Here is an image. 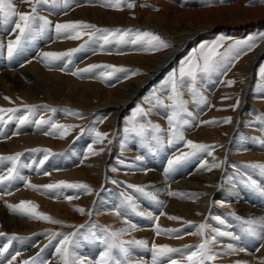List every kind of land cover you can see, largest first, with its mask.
<instances>
[{
    "label": "rangeland",
    "instance_id": "rangeland-1",
    "mask_svg": "<svg viewBox=\"0 0 264 264\" xmlns=\"http://www.w3.org/2000/svg\"><path fill=\"white\" fill-rule=\"evenodd\" d=\"M11 2L18 12L30 11V5L24 2V0H11ZM132 2L135 4L133 8H129L126 4H123L117 9L115 7L104 6L102 0H48L46 4H40L37 7V14L40 17H46L52 22L49 29L43 34L34 33L32 37L24 41L22 46L17 49L11 57L8 55L7 45L10 40L14 41L19 34L18 29H15L14 22L18 20V17L9 16L5 18L3 14H0V29L4 30L3 33L9 31L8 33L12 35L11 39L0 40L1 73L4 71H17L22 67L25 68V66L37 60V56L44 52H72L70 56L65 55L61 58L62 60L64 59L63 63L66 64V66L64 64H54L55 62L58 63L60 59L52 62L51 65L48 66L45 65L44 60L39 61L41 69L45 71L41 74V77H39V84L43 86V89L36 91L33 86H29L25 90L19 89L18 95L21 97L19 98V102L0 105V108L3 109H12L16 108V106V109H19L15 114H0L4 117L3 122H0V141H3V137L12 134L18 137L22 135H39L44 136L46 138L44 140H49V142L43 141L39 143L40 145H32L34 146V151H32V149L8 152L6 154L7 157L15 156L18 153L20 156L15 162L7 160V163H9L8 168L4 171L0 170V176H7L9 174L8 170L12 168V164L15 163L16 169L18 170H16V172L19 177L23 178V176L28 173L25 171L22 176L20 172L25 169L31 170L34 164L33 159L35 158L33 157L29 165V162H26V159L23 157L29 152L37 151L39 154L46 153L47 161L52 158L54 161L63 163L61 166L62 168L59 169L50 170V168H48L45 170L44 168V174L41 178V182L43 183H41V185L65 181L66 178L62 174L58 175L56 178L53 174L62 173V171L67 170L70 171L71 169L75 170L76 168L79 173L82 172L83 177L75 178V180L72 179V181L67 180L65 182L84 183L91 189L90 192H85L82 189L62 188L58 189V193L57 191L49 193L56 197L54 199L53 197L49 198L50 201L54 200L53 203L51 202L54 204L51 208H56L58 210V203L64 206V199L70 204L69 206L65 205L66 207L59 206L61 209V213L59 214L61 216H58V214L55 216L56 214L53 213L50 214V212H47L48 208H46V206L39 202H34L36 205H39L37 211L43 212L44 210L43 213L62 222L49 223L46 221H38L40 228L39 232L46 228V230L48 229V231H50V235H43L42 232L40 236H29L28 238H24L25 244H23V241H17L14 247L15 239L12 238L17 237L19 239L26 236L24 232H26L27 226L17 225V231L16 229L12 231L15 235L11 236L9 235L11 233L8 231L9 229L4 227L3 224H0V232L5 233L2 237L5 239L10 237V239L13 240V243L8 245L7 251L3 250L4 253L11 252L13 256H18L16 254L19 253V256L22 255L19 257L22 264L28 260L27 264L35 262L37 264H64V262L60 263L52 257V250L58 248V245H60L59 241L63 239L62 235H58L56 236L58 239H54L53 234L60 233L68 235L77 233V235H79L83 230L88 232L91 229L90 222L92 221H88L89 218H92L99 224L106 225L107 223V228L110 232L116 231L117 227L126 226L127 223H129V218L127 217V215L129 216L128 213L124 216H118V219L117 215H115L116 209L106 210L105 212L93 210V206L96 205L95 198L100 192V195L109 196L108 199L104 198L108 202L117 197L119 201L124 200L125 203H127L126 198L129 196L132 197V203L134 205L138 204L135 206L138 212H134L138 213V215L132 214L141 219L147 220L143 215V211L146 210V208L142 206L143 203L147 207L149 215L159 217L160 215L158 212L154 213V211L163 210V207L157 203L158 198H152L153 192L148 185H142L137 180L134 181L135 178L132 174L135 171V164L138 160L142 161L146 159L152 152L153 156L158 154L160 158L163 156L165 157L167 153L170 154L171 151L181 150L184 153L191 152L193 150L186 143L188 140L197 144L211 146V155L203 151L196 152L194 155L188 156L187 158L189 160L195 158V160L182 162V167L177 168L173 173H166L160 170L156 171L154 169L145 172L157 173L160 171V174L164 173L162 175V181L165 180L170 185L178 182L180 175H182V178H186L189 174H193L192 170H196L197 166H199L200 170L202 165L205 164L206 166L202 168L209 169V172L214 175L219 174L220 181H218V184H205L206 194L211 195H209V212L207 213V210H203L202 206L193 203L192 206L194 208L190 206L196 212L191 218L193 224L180 226L183 229H190L189 232L184 231V236L191 238L189 234L194 231V227L190 226L206 224L208 225L206 235L207 238L211 240L213 236H216V232L213 231L214 229H219L222 232V227L226 226L230 228L232 232V225L235 222H237L240 227V232L236 236L240 237L248 234L244 230L246 225L242 224V220L246 219L236 214L239 209L237 201H226L224 198L225 191L229 190L233 184L237 187L243 201H248V199L242 196V190L249 195H257L256 193L259 192L261 200L264 201V193L259 191L257 187H253L250 183L254 180L259 188H264V172L259 168L249 166L264 164V75H262V69H264V52L261 51V56L259 54V58L257 57L255 61H253L250 68L248 64V61L256 53L264 39H258L256 41V47L251 51L244 49L239 52L238 58H230L226 71L222 69L220 72L212 73L208 76L202 75L198 79L196 87L201 96L206 98V102L202 100L200 96H194L188 86L180 88L182 99L187 102L186 107L188 112H191L195 117V119H192V117L185 116L190 123L184 125L181 129L184 136L183 140H175L171 144L168 142L172 137L166 119V116L171 114L172 111L170 107H166L172 104V101L168 99L171 95L170 85L167 83L169 76L173 72H176L177 76H179V68L184 61L188 60L193 55L199 57V49L202 44H210L223 36L225 39L222 46L217 50L223 53L228 48V45L234 41L245 40L250 36H259V34L264 33V3H255L253 0H225L224 3L213 0L210 4H206L205 0H132ZM155 9H159V11ZM69 22H84L95 25L96 28L99 29L151 31L160 36L161 34L158 29H162L168 34H171V39L175 45L169 42L172 45L171 47L159 51H144L140 49L134 52L130 50L116 53H98L95 50L97 42H93L98 39L97 37L90 39L91 43L83 42L84 39L88 37V35L84 33L94 30H81L80 39H68L63 34L59 36L56 34L55 24ZM37 24H42V21H38ZM184 30L202 31L196 32V34L193 35L194 37L187 39L178 53H176L177 56L174 58L175 61L172 60L173 62L171 61L166 65L164 67L165 69L162 68L161 71L159 70L155 76L148 79L146 82L144 79L147 78L146 76L149 74L150 69L163 58L162 56L175 47L178 50L181 46L178 45V43L184 39L182 38L184 36L182 35ZM98 35L99 34H97V36ZM110 38L117 40L115 37ZM50 46L53 48H50ZM86 46H88V52L83 51V47ZM57 47L58 49H56ZM76 49H78V51H72ZM90 50H92L91 53H89ZM232 55L235 56L236 53ZM200 62L202 63V61ZM90 65H98L100 67L93 69L91 72L72 75V73L76 72L78 69H84ZM105 65L138 70L140 74L131 75L130 72L128 74L116 73L111 78L105 79L101 74L111 71V69L103 67ZM248 70H250V72ZM51 72H57L59 75L53 77L51 76ZM248 73L251 76L250 78ZM248 79L249 81L245 85ZM228 80L235 81V83L231 87H228L224 83ZM141 82L143 83L141 84ZM139 84H141V88L138 93L131 97L129 103L117 116H114L117 108H114L115 106L113 105L119 103V100L121 101L131 92L128 88L136 87ZM21 92L22 94H20ZM22 97L26 98L23 99ZM158 100L161 103H157ZM237 100H239V105L233 108L232 106L236 104ZM25 105L37 106V110L34 115L29 116V120L32 122L21 125L18 118L21 115H28V111L24 107ZM52 109H56V111L53 112L51 111ZM9 117H11V119ZM41 117H43L45 121H48V123L37 128L34 121L39 120ZM226 118H231V122L224 123ZM202 121H215L216 123H201ZM51 124L71 125L72 127L61 137V132L63 130L52 129ZM152 125H159L161 131H154L151 127ZM141 127L145 129L143 135L138 134ZM46 132H50V134H45ZM95 132L107 134V138L104 139L103 143L95 142ZM155 137H159L161 142L157 143ZM4 140L8 141L7 138ZM51 141L54 146L50 143ZM109 141H111V143H109ZM134 145L139 146L143 152L138 151L134 153L132 151ZM172 146H175L176 150L169 149ZM90 147L94 149L96 154L89 153ZM164 148L169 149L167 153L163 150ZM39 154L35 156L37 157ZM83 154L86 156L85 160L83 159ZM132 157H134L135 160H133ZM136 157H139L141 160ZM3 161L4 160H0L1 163ZM101 162L105 164V171L103 169V174L105 175L104 179L99 181V177L97 178L96 174L97 171L100 172L97 170V166ZM44 163L47 167V162ZM37 165L38 163L36 162L35 171L38 167L39 170H41V166ZM212 165L217 166L212 167ZM45 173L49 174L45 175ZM30 175L31 176L28 175L29 178L35 177L34 173H30ZM16 180L19 184L21 183L19 185L20 189L25 183H22L23 180L20 178H16ZM49 181H51V183ZM129 185L143 187L144 193L137 192L135 187H129ZM19 189L17 187V190ZM219 189L220 191L217 192ZM220 192L222 194L219 195ZM1 193L2 191H0V196ZM62 193H65L66 196H62ZM148 193H151L152 196L147 195ZM67 197L76 198L69 200ZM137 197H141L143 203L136 202L138 199ZM1 198L3 197L1 196ZM8 202H11V200ZM19 203L20 202L17 204ZM10 204H16V202ZM255 204L256 203L251 202L248 205L249 207L257 209ZM78 205L80 207H78ZM73 207L75 209H83L85 212L81 213ZM62 211L68 213L65 215ZM211 211L213 213H211ZM86 212L92 214L88 215ZM19 216L20 218H26L25 216ZM94 216H96V218H94ZM85 217L88 218L85 219ZM113 217H116L115 220ZM215 217H219L224 223H219ZM118 221L121 223H118ZM86 222L87 224L85 225ZM151 222L156 223L154 220ZM151 222L143 225V228L142 226L137 227L140 230L145 228L149 229L152 226ZM115 223L117 225H115ZM153 226H155V224H153ZM77 235L73 237L76 244L80 242ZM169 235L176 237L173 233H169ZM163 236L165 237V234H163ZM2 237L0 236V238ZM133 237L125 240L123 235H121L119 239L124 241L136 239ZM90 240L93 245H96L98 241V239H93L92 234H90ZM193 241L195 243H193ZM196 241H198V239H190L183 246L197 245ZM235 241L237 246L240 249H245L244 252L248 254L251 253V250H255V248L263 243L254 236H252V246L249 247L241 246L239 240L235 239ZM200 242L198 241V244ZM231 242L232 241H227L225 246L231 244L237 249L236 244ZM153 243H155V240L151 239L149 244L152 246ZM5 244L6 243L1 245L2 249H5ZM79 244H81V248L83 249V243L80 242ZM19 245L21 246L20 249H24L23 251L18 249ZM150 245H148L149 247L147 248H132L131 254L134 252L133 255H135L132 257L135 259L137 257V260L132 261L133 258L129 256L130 258L127 257L129 259L128 263L136 264L140 260L143 262L145 259L143 255L154 257ZM33 248H36L38 251H36L35 254L33 252V255H31L29 251ZM139 248L141 251H139ZM184 248L185 247H181L177 249L183 250ZM46 249L47 251L45 253ZM137 253H140V255ZM114 254L121 256V258L123 256L119 252H115ZM231 254L234 255L233 252ZM170 256L171 254H169V258L167 256L159 257L157 263L163 264L164 261L170 262ZM29 257L31 258L29 259ZM223 257L227 258L225 255H223ZM160 259L162 260L160 261ZM210 261H213V264H218L215 260ZM211 262L206 261V264H212ZM244 263L248 264L247 262Z\"/></svg>",
    "mask_w": 264,
    "mask_h": 264
},
{
    "label": "bare ground",
    "instance_id": "bare-ground-1",
    "mask_svg": "<svg viewBox=\"0 0 264 264\" xmlns=\"http://www.w3.org/2000/svg\"><path fill=\"white\" fill-rule=\"evenodd\" d=\"M15 29H14V31H15ZM0 30H2V29H0ZM3 31L4 30L0 31V40L1 39H4V40L11 39L12 35L8 33L9 31L8 32L5 31V33H3ZM158 31L160 32L162 38H164L167 42L172 43V45H175L173 43L172 39H171V34H168L167 32H165L162 29H158ZM200 31H202V30H192V31L184 30L182 32V35H184L182 38H184V39L178 43V45H181L178 48V50L175 47V48L171 49L169 52H166L164 54V56H162L163 58L160 59V61L157 62V64L154 65L153 68L150 69L149 74L146 76L147 78L144 79V80H146V82H147V80L148 79H151L153 76H155V74H157V72L159 70L161 71L162 68L165 69L164 67L166 65H168L172 60L175 61L174 58H175V56H177L176 53H178L179 49H181V47L184 45V42L187 39H190V38L194 37L193 35H195L196 32H200ZM50 48H53V47L50 46ZM42 49H45V48H42ZM56 49H58V47ZM263 50H264V40H263V43L260 44V46L257 49L256 53L248 61L249 68H250V65L253 63V61H255V59L259 56V54L262 53V52H264ZM260 56H261V54H260ZM37 57H38L37 60L31 62L30 64H28L27 66H25V68H23V67L22 68H19L17 71H4L3 73L0 72L1 73L0 74V105H5L7 103H17V102H19V98H21L18 95V90L19 89H24L25 90L29 86H33L34 90H36V91H40V89H43V86L39 84V82H40V78L39 77H41V74H43V72H45V71H43L41 69V65H40V62H39V61H42L43 58H42L41 55H38ZM63 62H64V59L63 60L60 59L58 61V63L55 62L54 64L55 65L64 64ZM64 65L66 66V64H64ZM6 68H7V66H6ZM12 69H14V68H12ZM248 71L250 72V70H248ZM58 75L59 74L57 72H51V76H53V77H57ZM250 77L251 76L249 74V78ZM248 81H249V79L247 80V82L245 83V85L248 83ZM142 83L143 82H141V84ZM141 84L137 85L136 87H132V88L130 87V88H128V90H130L131 92H129V94L124 99H122L121 101L119 100V103L113 105V106H115L114 108H117L116 113H115L114 116H117L121 112V110L129 103V100H131V97L134 94L138 93V91L141 88ZM245 85H244V87H245ZM20 94H22V92ZM5 97H8L10 99H5ZM22 98L25 99L26 97H22ZM33 103H35V102H33ZM16 108H17V106H16ZM5 138H7L8 141L7 140H4ZM10 138H13V139L9 140ZM44 139H46L44 136H39V135H22L21 137H18L16 135H13L12 134V135L3 137L2 138L3 141H0V157L1 156L7 157L6 154L8 152H10V151L11 152H15L17 150H32L33 147H34L32 145L39 144V143H41L43 141L44 142L47 141V140H44ZM47 142H49V140ZM50 143L52 144V141ZM52 145H51V147H52ZM48 146H49V144H48ZM46 147H47V145H46ZM62 147H63V145H62ZM169 149L176 150V147L175 146H172ZM169 149L164 148L163 150L165 151V153H167ZM32 151H34V149ZM132 151L134 153H137L138 151H142V150L140 149L139 146L134 145ZM76 153H78V152H76ZM183 153L184 152L181 151V150L180 151H171L170 154L167 153L165 157L163 156L162 158H160L158 156V154H156V155L153 156V152H152L150 156H148V157H146V159H144L145 161L144 160H142V161H139L138 160V162H136L135 168H134L135 171L132 174V176H134V178H135L134 181L137 180L142 185H148L151 188V191L153 192L152 193L153 196H155V198H158L157 203L160 204L163 207V210L154 211V213L155 212H158L159 215H160V213H165V215H160L159 216V219H158V221H156V223H159L160 227L161 228H164V229H178V230H180L179 233H173V234H174V236L179 235L181 238L178 239L176 237H173V236L169 235V233H165V237L163 236V234H161L159 236L156 235L155 230H154L155 226H153V224H155V223L154 222H151L152 220L148 219V216H149L148 212L149 211L147 212V207L143 203V199L141 197L140 198L137 197L138 199L136 200V202H139V203L142 202L143 203L142 206H144V208H146V210L143 211V215H144V218H146L147 220L141 219V218L133 215L132 213L138 212V211L136 209H135V211H133L132 210V207L129 206L127 203H125L124 200L119 201L117 199V197H116L114 200H109V202H108L104 198H107L108 199L109 196L103 195V194L100 195L101 192L98 193V195L95 198V204L96 205L93 206V210H99V211H102V212L104 211L105 212L106 210H110V209L122 208L123 211L125 212V214L126 213L129 214V216L127 215V217L129 218V223H131V224H135L137 226H142V228H143V225H146L149 222H151L152 226L149 229H146L144 227L145 229H141L140 230L137 227V229L135 231H133V230L130 229L129 223H127L126 226L124 225V227H117L116 228V231H120L121 229H128L127 232H125V233L122 234L123 235V238L125 240H128V239H130V238H132L134 236L133 238H136L134 240H144V241H147L148 245H150L149 244L150 243V240L151 239H154L155 240V244H157V245L166 244V245H168L169 247H172V248L185 247L183 245H185L186 242L188 240H190V239L191 240L192 239H194V240L198 239L199 242L202 241V240H204V239L210 240L209 238H207V235H205V236L202 237L200 235L189 234L191 238H187V236H184V231L185 232H189L190 229L189 228L183 229L180 226H183V225H192L193 224V223H191V224H188L187 223V222H192L193 221V220H191V218L196 213L193 210V208H194L192 206L193 203L202 206L203 210L204 209L207 210V213L209 212L208 208H209V205H210L209 203H210V196L211 195L210 194H206V192H205V187H206L205 184H207V183H214V184L216 183V184H218V181H220V179H219L220 177L218 176L219 174L214 175L213 173L209 172V169H204L202 167L199 170V166H197L196 167V170H192V173L193 174H189L186 178H182V175H180L179 176V178H180L179 181L176 182V183H174V184H171L170 185L165 180L162 181L163 180L162 175L164 173H161V174L159 173L160 171H165L168 168V161L169 160H174L176 157L181 156ZM36 154H39V152H37V151H35V152H29V153H27L23 157L24 159H26V162H29V165L31 164V160L33 159V157H35V158L33 159L34 160V164H33V167H32L31 170L30 169H28V170L25 169V170H22L20 172L22 176H23V174H24L25 171H26V173H28V174H26V175L23 176V179H22L23 182L22 183H25V181H28V182H31V184H34V185H41V183H43V182H41V178L43 177V174H44V168H45V170H47L48 168H50V170L51 169H59V168H62L61 167L62 164H63L62 162L54 161L52 158H50L49 161H47L46 160V153H41V154L37 155V157L35 156ZM83 156H84L83 159L85 160V158H86L85 154H83ZM130 156H132V155H130ZM132 158H133V160H135L134 157H132ZM187 158L188 157L180 160L178 163H176L173 166V168L171 169V171H169L167 173H173L174 171L177 170V168H181L182 167V164H181L182 162L195 160V158H192L191 160H189ZM257 158H260V157H257ZM251 159H252V156H251ZM36 162L38 163L39 166H41L40 167L41 170H39V167H38V169L35 171V167H36L35 166V163ZM44 162H47V167L45 166V163ZM8 164L9 163H7V160H4L0 164V170H3L4 171L6 168H8ZM196 165H198V164H196ZM33 169H34V171H33ZM103 169L105 171V164L103 162H101L97 166V170H99L100 172H98L97 170H94V171H97L96 176H97V178L99 177V181H102L104 179V175L105 174H103V172H104ZM153 169L156 170V171H158V170H160V171L157 172V173L156 172H152V173H148L147 172V173H145L147 170L151 171ZM193 171H195V172H193ZM48 172H50V171H48ZM30 173H34V176L36 178L35 177H30L29 178V176H31ZM56 173H58V172H56ZM61 174L63 176H65V178H66L65 181H67V180H71L72 181V179L75 180V178H78V177L81 178V177H83L82 172L79 173L76 170V168H75V170L71 169L70 171L67 170V171H62V173L53 174V176L56 178L58 175H61ZM43 180H44V178H43ZM49 182L51 183V181H49ZM20 184L18 183V181L16 179H13L12 181L5 182L4 184H0V191H2L1 196L3 197V198H1V196H0V224H3L4 227H6L7 229H9L8 231L11 232L9 235H11V236L15 235V234L12 233V231H14L13 229H16V231H17V225H19V226L26 225L27 226L26 232H24V234L26 233L25 234L26 236H23L22 238H19V239L17 237L12 238V239H15L14 247H15L17 241H23V244H25V239L24 238H28L29 236H31V237L40 236V233H42V232H43V235H50V231H48V229L46 230V228H45V230L42 228L44 231L42 230L41 232H39V229L40 228H39L38 221L41 222L43 220L30 219L28 217H26V218H22L21 217L22 218L21 219L18 214H14L13 212L10 211V209L7 207V204L14 203V202H16V204H17L18 202L29 200V201H33V202H39L40 204L46 206V208H48L47 209V212H50V214L51 213L56 214L55 216H57V214H58V216H59L60 215L59 213H61L60 212L61 209L59 208V206H61V204L59 205V203H58V205H57L58 210L56 208H51V206L54 205V204H52L54 200L50 201L49 198H52L53 197V199H54V198H56L55 196H53V195H51L49 193H45V192H43V190H40V191L33 190L32 188L27 187L26 186V183L24 185H22L21 188L19 189V185ZM17 187H18L19 190H17ZM216 188H217V185H216ZM222 190H224V189H222ZM56 191L58 193V190H56ZM213 191H212V193H213ZM219 191H220V189L217 192H219ZM7 192H11V195L5 194ZM169 192L176 193L177 195H168ZM241 192L243 193L242 196L245 197V198H247L248 201H243V199L241 198V195H240L237 187L234 184L232 185V187L229 190H226L225 191L224 198H225L226 201L227 200L228 201H230V200L237 201V205H238L239 209H238V212L236 214L244 217L245 219H254V220L258 221V222H261V223H258L257 225H255V227L259 231V229L261 227V224L264 223V211H263L264 201L261 200V197H260V193L259 192L256 193L257 195H253V194H250L249 195V194H247L243 190ZM220 194H222V193L220 192L219 195ZM81 195H83V194H81ZM62 196H66L65 193H62ZM103 199H104V201H103ZM9 200H11V202H8ZM91 201H92V199H91ZM111 201H113V202H111ZM67 202L68 201H66L64 199L65 205L69 206L70 204H68ZM251 202L256 203L255 205H256L257 209H254L252 207H249L248 204L251 203ZM39 203H37V204H39ZM64 203H62V204H64ZM79 205H78V207H80ZM137 205L138 204H135V206H137ZM190 206H192L193 208L190 207ZM234 206H236V205H234ZM43 212H44V210H43ZM67 213H64V214L66 215ZM211 213H213V212L211 211ZM86 214L90 215L92 213L89 214V212H86ZM134 214L138 215V213H134ZM72 216H74V215H72ZM72 216H71V218H72ZM204 216H205V214H204ZM169 217H180L181 219L174 220V219H169ZM206 217H207V215H206ZM228 217H230V216H228ZM87 218L85 217V219H87ZM94 218H96V216H94ZM115 218H114V220H115ZM117 218H118V216H117ZM23 219H25V220H23ZM90 220H92L90 222V225H91L90 231L87 232V231H84V230L82 231L81 230L82 231L81 234L77 235V238L80 239V242L83 243V249L81 248V244H79L80 242H77L78 244H76V246L74 248V252H75L76 256H78V257H80L82 259H85L86 261H92L93 264H94V262L99 259V254L104 250V247L105 246L99 240L97 241L96 245L91 244L92 243L91 242L92 239L90 240V234L96 233L97 236H101L102 233H101L100 230L101 229H104V228L108 229L107 228L108 226H107V223H106V225L105 224H99V223H97V221L93 220L92 218H89L88 219V221H90ZM119 221H118V223H121ZM87 222L85 223V225L87 224ZM109 222H112V221H109ZM109 222H108V225H109ZM115 225H117V224L115 223ZM190 227H194V231L192 233L197 232L198 226H190ZM78 232H80V231H78ZM222 232L230 233L231 235H225L224 237L217 236L216 237V241L209 244V248L211 249L212 254H214L216 256V258L214 260L218 264H238V262H239V264H245L244 262H247L248 264H250V263L251 264H260L261 259H264V247H260L259 246V247L255 248V250L253 249V251L251 250V253L250 254H248V253H246L244 251L237 250L235 253L233 252L234 255H232L231 254L232 252L228 250L227 246H225V244L227 243V241H232L233 243L236 244L235 239H233L232 237L233 236H236L240 232V227H239V225H238L237 222H235L232 225V232H231L230 228H227L226 226H223L222 227ZM215 235H216V233H215ZM53 237H54V239H56V238L58 239V237H56V236H53ZM49 238H50V236H49ZM12 239H10V237L8 239H5L4 237L0 238V253H2V255H0V264H7V262L9 260H11V258H12L11 256H13V255H11V252L4 253V251H3L4 248L3 249L1 248V245H3L4 243H6L5 244V248L7 249L8 248V245H11L13 243L12 242L13 241ZM238 240H239L241 246H244V247L252 246V235H250V234H245L243 236H240V239H238ZM198 241H196L197 242L196 243L197 245H198ZM193 243H195V242L193 241ZM59 246L60 245H58V247ZM189 246H196V245H189ZM211 246H213V247H211ZM236 246H237V244H236ZM20 248H21V246L19 245L18 246V249L20 251L21 250L22 251L24 250V249H20ZM92 248H93V251H92ZM12 249H15V248H12ZM237 249H240V248L237 246ZM257 249H259V250H257ZM137 250H135V251H137ZM36 251H38V250L36 248H33L32 250L29 251V254L33 255V252L35 254ZM46 251H47V249L45 250V253H46ZM139 251H141V249ZM133 253L130 255L131 258H133L132 256H135V255H133ZM137 254L140 255V253H137ZM185 255H186V253H184V252L171 253L170 260L177 261V264H188V261L183 257ZM223 255L227 256V258L226 257L224 258ZM21 256H19V255L16 256V259L12 261V264H22L21 263L22 261L19 258ZM143 256L145 257L146 262H145V259H144L143 262L140 260L141 262L139 261L137 263H139V264H143V263L144 264H153V256H150V255H143ZM31 257H33V256H31ZM31 257H29V259ZM52 257L56 261H58L60 263L63 262L60 254L57 253V248L54 249V250H52ZM116 257L120 261V264H129L128 263V261H129L128 258H125L124 256H122V258H121V256H119L117 254H116ZM167 257L169 258V255ZM134 260H137V257H136V259L135 258L132 259V261H134ZM161 260L162 259H160V261ZM28 261H27V263H28ZM209 262H211V261H209ZM32 264H37V263L35 262V263H32ZM157 264H159V263H157ZM163 264H169V262L164 261Z\"/></svg>",
    "mask_w": 264,
    "mask_h": 264
},
{
    "label": "snow or ice",
    "instance_id": "snow-or-ice-1",
    "mask_svg": "<svg viewBox=\"0 0 264 264\" xmlns=\"http://www.w3.org/2000/svg\"><path fill=\"white\" fill-rule=\"evenodd\" d=\"M24 2L28 3L30 5V11L29 12H18L15 7L13 6L11 0H0V14H3L5 18L9 16H15L18 17L17 21L15 22V28L18 29L19 34L16 36L15 40H10L7 45L8 55L9 57L12 56V54L19 49L25 40H27L29 37H32L34 33L37 34H43L45 33L52 22L48 20L46 17H40L37 14V7L40 4H46L48 0H24ZM213 0H205L206 4L212 3ZM216 2L224 3L225 0H216ZM255 3H264V0H253ZM102 4L104 6L109 7H115L119 9L121 5L126 4L127 7L133 8L135 7V4L132 2V0H102ZM156 11H159V9H155ZM38 21H42V24H37ZM81 30H94V31H86L84 34L89 36V39H92L93 37H97L98 39H102L104 41V44L101 45V48L104 47L106 44H111L112 40L110 37L117 38L116 42L118 44H125V45H132L135 47H138L144 51H159L166 49L168 47H171L172 45L164 40L160 35L155 34L151 31H139V30H122V29H99L96 28L95 25L87 24L84 22H69V23H57L55 24V32L59 36L61 34L65 35L68 39H80L81 38ZM97 34H99L97 36ZM224 37L221 36L218 40L210 43V44H202L199 49V57H196L193 55L188 60L184 61L180 68H179V76H177L176 72H173L169 78L167 83L170 85L171 89V95L168 97L172 101V104L166 107H170L172 109L171 114H168L166 116V119L169 124L170 129V135L172 139H170L168 142L171 144L175 140H183V132L182 127L184 125H188L190 121L185 118L192 117V119H195L193 114L191 112H188L186 104L187 102L182 99V92L180 91L181 87L188 86L190 88V91L194 96H200L202 100L206 102V98L201 96V94L198 92V89L196 87L198 79L204 75L208 76L212 73L220 72L222 69L227 70L228 64L231 59H236L239 56V52L243 51L244 49H247L248 51H251L254 47H256V41L258 39H264V33L259 34V36H250L245 40H238L234 41L233 43L228 45V48L225 50V52L220 53L217 50L222 46V43L224 41ZM78 51L76 50H72ZM236 53L235 56L232 54ZM72 52L69 53H54V52H44L41 54L44 63L46 66L50 65L52 62L61 59L65 55H71ZM202 61V63L200 62ZM100 67L98 65H90L87 68L84 69H78L76 72H73L72 75H79L81 73H87L91 72L93 69ZM105 68L111 69L110 72L102 73L101 75L105 78H111L116 73H125L128 74L129 72L131 75H137L140 74L138 70H129L123 67H116L114 65H105L103 66ZM262 75H264V69H262ZM226 86L231 87L235 81L228 80L224 82ZM227 98V97H226ZM5 99H10L8 97H5ZM157 103H161L159 100ZM239 105V100H237L236 104L232 107L235 108ZM27 111L28 115H21L19 119V123L21 125L28 124L32 121L29 120V116L34 115L37 106H30L25 105L24 106ZM19 109L12 108V109H3L0 108V114L3 113H11L15 114L18 112ZM51 111L55 112L56 109H52ZM72 114V113H70ZM11 119V117H9ZM4 117L3 115H0V122H3ZM231 118H226L224 120V123H230ZM37 128L42 127L44 124L48 123V121H45L43 117H41L39 120L34 121ZM201 123H216L215 121H202ZM71 125H59V124H51L52 129H62L61 137L67 133V130L71 128ZM152 129L156 132L161 131L159 125H152ZM145 129L141 127L138 134L143 135ZM45 134H50V132H46ZM97 143H103L104 139L107 138V134L101 133V132H95ZM157 140V143H160V138L155 137ZM111 143V141H109ZM187 145L193 150L188 153H184L181 156L176 157L174 160L168 161V168L165 170L166 173L171 171L173 166L178 163L180 160L194 155L196 152H207L209 155H211L210 147L209 145L204 144H197L194 143L191 140H188ZM90 154H96L94 149L91 147L89 148ZM20 154H16L15 156H9V157H0V160H11V161H17L19 159ZM137 159H140L137 157ZM206 166L205 165H202ZM217 165H212V167H216ZM253 168H259L262 172H264V164H254L249 165ZM115 170V169H113ZM45 175H48V173H45ZM20 178L18 173L16 172V165L13 163L12 168L9 169V174L7 176H0V184H4L5 182L12 181L13 179ZM26 186L32 188L33 190H43L45 193H51L58 189L62 188H73V189H82L85 192H90L91 189L87 184L84 183H68L65 181H59L53 184H45V185H34L31 184V182L25 181ZM251 185L253 187H257L259 191L264 193V188H259L256 185V181L252 180ZM129 187H135V190L140 193H144V188L140 186H132L129 185ZM5 194L11 195V192H7ZM147 195H152L151 193H148ZM168 195H177L176 193L169 192ZM76 197H67V199L71 200ZM153 199H155V196H152ZM126 201L129 206L132 207V210L135 211V205L132 203V197H127ZM162 203V202H161ZM7 207L10 209L11 212L14 214L22 215L25 217H28L30 219H37V220H43L49 223H62L61 221L55 220L46 213L37 211L38 205H36L33 201H21L19 204H7ZM77 211L83 213V209H76ZM115 215L117 216H124L125 212L122 208H117L115 211ZM160 215H165V213H160ZM148 219L158 221L159 217H153L151 215L148 216ZM169 219L179 220L180 217H169ZM219 221V223L223 224L224 221L221 220L219 217H215ZM127 222V221H126ZM188 224H191L192 222H187ZM258 222L254 219H246L242 220V224L246 225L247 227L244 229L248 234L254 236L258 240L264 242V223L261 224V227L259 231L255 227ZM83 227V226H81ZM129 227L131 230L135 231L137 229V225L129 223ZM208 225L206 224H200L198 226L197 232L190 233L193 235H200L205 236L206 235V229ZM155 233L157 236L165 233H179L180 230L178 229H164L161 228L159 223H155ZM102 235L97 236L96 233H92V237L94 239H98L105 247L104 250L99 254V259L94 262V264H120V261L117 259L115 252H119L122 254L125 258L129 257L131 254V249L134 247H140V248H147L148 243L144 240H129L124 241L122 239H119V237L128 231V229H121L120 231H112L110 232L108 229L104 228L100 230ZM213 231L216 232V236H213L211 238V241L208 239L202 240L201 243H199L196 246H185V248L177 249L169 247L168 245H157L155 243L152 244L151 250L154 254L153 257V264H157L158 258L162 256H168L171 253L176 252H184L186 255L184 258L188 261V264H206V261L214 260L216 256L212 254L211 249L209 248V244L216 241L217 236H225V235H231L230 233L221 232L219 229H214ZM5 233L0 232V236H4ZM62 235L63 239L59 241L60 246L57 248V253L60 254L64 264H93L92 261H86L85 259H82L78 256H76L74 252V248L76 246V241L73 239L77 235V233H71L68 235L60 234V233H54L53 236ZM15 238V237H13ZM176 238H181L179 235L176 236ZM233 239H240L239 236H233ZM260 247H264V243H261ZM228 250L231 252L237 251L236 248L233 247V245L229 244L227 246ZM259 250V249H257ZM4 251H7L5 248ZM239 251H245V249L241 248ZM2 255V253H0ZM16 255H19L17 253ZM16 259V256H12L11 260L7 262V264H12V261ZM27 264V262H25ZM169 264H177V261L170 260ZM239 264V262H238ZM260 264H264V259H261Z\"/></svg>",
    "mask_w": 264,
    "mask_h": 264
},
{
    "label": "crops",
    "instance_id": "crops-1",
    "mask_svg": "<svg viewBox=\"0 0 264 264\" xmlns=\"http://www.w3.org/2000/svg\"><path fill=\"white\" fill-rule=\"evenodd\" d=\"M110 39L112 40V43L104 45L103 48H101V45L104 44V41L102 39H97V40L93 41L95 43L97 42L96 43L97 46H96L95 50L98 53H100V52L101 53L102 52H114V53H116V52H126V51H130V50H132L134 52L136 50H140V48H138V47H135V46H132V45L118 44L116 42V40H114L112 38H110ZM83 42L91 43V40L89 39V36L86 37ZM87 47L88 46L83 47V51L84 52H88ZM91 52H92V50H90L89 53H91Z\"/></svg>",
    "mask_w": 264,
    "mask_h": 264
}]
</instances>
